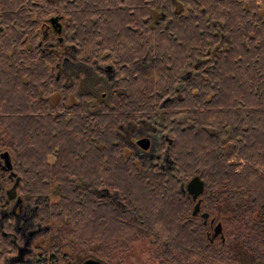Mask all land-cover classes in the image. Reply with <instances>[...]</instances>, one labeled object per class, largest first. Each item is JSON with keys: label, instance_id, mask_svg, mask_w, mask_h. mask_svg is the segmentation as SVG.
Masks as SVG:
<instances>
[{"label": "trees", "instance_id": "trees-1", "mask_svg": "<svg viewBox=\"0 0 264 264\" xmlns=\"http://www.w3.org/2000/svg\"><path fill=\"white\" fill-rule=\"evenodd\" d=\"M60 5L0 0V155L43 229L29 264H124L141 241L150 264H264V0H64V41L112 68L98 110L93 94L52 101L62 44L44 36ZM148 123L169 141L142 160L122 128ZM13 185L0 167V216ZM13 221L0 264L18 250Z\"/></svg>", "mask_w": 264, "mask_h": 264}, {"label": "flooded vegetation", "instance_id": "flooded-vegetation-1", "mask_svg": "<svg viewBox=\"0 0 264 264\" xmlns=\"http://www.w3.org/2000/svg\"><path fill=\"white\" fill-rule=\"evenodd\" d=\"M59 4H61L60 12L58 14L52 15L49 19L48 22L45 25V38L48 37V32L50 30H53L56 33V38L59 39V43L62 44L60 48H58V63L57 67V81L59 87L61 89L56 92L52 96V101L54 100V104L58 105L59 103L63 104H74L77 103V99L81 95H92L91 99V104L92 106H99L101 103H103L109 95V82L112 80L111 74H112V69L110 67H96L92 64H89L88 61L84 60V58H80L79 56H76L75 54L78 52L76 49L75 45L72 43H66L64 41V32L67 29L72 30L73 28L69 25V21L66 11L63 10V5H64V0H59ZM53 17H57V21L52 23L51 19ZM138 28V27H137ZM42 44V43H40ZM44 46V49H55L54 43H45L42 44ZM92 66H94L96 69L93 68V70H98L96 73V81L90 86L87 85L91 84L94 80L93 72H92ZM100 82V84H99ZM105 82L109 85L108 89H105L104 92L102 93H97V90L105 85ZM76 85L77 90L76 92L74 91H68L73 88V86ZM149 138L150 139V147H152V155L151 158L157 157L158 151H159V146H154L152 143V134L150 132H146L145 136L143 138ZM154 147V148H153ZM18 195V194H17ZM22 199V198H21ZM9 202V200H8ZM7 202V205L2 209V215L0 216V223L1 226H3L4 220L13 217V222L14 223V232L10 233L12 240L14 243L17 245V253L10 256L7 258L2 264H29L31 263V254L33 253V247H32V242L40 232H42L41 227H37L36 224L34 223V213L33 210H28L29 205L26 206L27 210H25L24 214H21L16 211V208L22 211L23 206L18 205L15 203V205L12 208V211L10 214L5 215L6 212H4V209H7L9 207V204ZM22 203V202H21ZM19 203V204H21ZM218 222L215 220H211V229H212V236L214 232V227L216 226ZM35 227L37 229H35ZM22 230L23 233L18 235L19 231ZM30 242V245L28 247H24L25 243ZM19 249L22 250V252L25 253L24 257L22 258V262L15 263V257L19 252ZM15 258V259H14ZM91 258L88 257L85 260L78 259L76 261V264H83L84 261L87 259ZM21 259V258H18Z\"/></svg>", "mask_w": 264, "mask_h": 264}, {"label": "rangeland", "instance_id": "rangeland-1", "mask_svg": "<svg viewBox=\"0 0 264 264\" xmlns=\"http://www.w3.org/2000/svg\"><path fill=\"white\" fill-rule=\"evenodd\" d=\"M93 68L94 69H96V68L94 66H92V72H93L94 80L91 79L93 82L91 84L87 83L88 86L92 85L94 83V81H96V77H98V76H96V73L98 70H93ZM56 74H57V71H56ZM111 78L113 79V74H111ZM108 86L109 85L105 82V85L103 87L99 88L97 90V93L100 94V93L104 92L105 89H108ZM53 102H54V100H53ZM93 109L98 110L99 106L95 105V106H93ZM151 124L152 123H150L149 125H138V126L127 125V126L122 128L123 138L130 145V147L137 152V154L140 156V158L142 160H150V157L152 155V153H151L152 147L145 150L137 144V141L145 136L146 131L150 132L152 134V139H151L152 143L154 144V146H157V148L160 145V143H165L167 145L168 141H169L167 133L161 131L159 128L155 129L156 127L155 128L152 127ZM165 156L167 157V155H165ZM165 156L160 161V163L162 164L163 167H167L168 165H170V162L165 159ZM4 164H5V162H4L3 158L0 156V167H2V169H3ZM6 172L10 173L9 171H6ZM13 182L15 183L14 179H13ZM10 188H12V186ZM17 191H18V187H17ZM19 198H22V197H19ZM15 203H16L15 199L10 200L8 202L9 207L7 209H4V212H6L5 215H8L11 213L12 208L15 205ZM18 205L23 206L22 211L19 210V207H18V209L16 208V211L18 210V212L21 214H24L25 210H27V208H26L27 205H29V208H28L29 211L36 208L35 206H31L30 204H28L24 199H22V203L21 204L18 203ZM35 229H37V228L35 227ZM22 233H23V231L20 230L18 235H20ZM91 258H94V257H91ZM150 262L151 261H150V257H149V253H148V242L141 241V242H138L135 245H133V248L129 252L128 258L124 264H150Z\"/></svg>", "mask_w": 264, "mask_h": 264}, {"label": "water", "instance_id": "water-1", "mask_svg": "<svg viewBox=\"0 0 264 264\" xmlns=\"http://www.w3.org/2000/svg\"><path fill=\"white\" fill-rule=\"evenodd\" d=\"M57 17H53L51 19L52 23L54 24L55 21H57ZM150 139L149 138H141L137 141V144L139 146H141V148L147 150L150 147ZM5 164L3 166V169L5 171H9L10 172V178H13L15 180L14 185L12 186V188H10L8 190V200H16V203H20L22 202V199L18 197L17 195V187L20 184V177H18L16 175V173L13 171V166H12V161H11V156L8 152H2L0 155ZM205 189V185H204V181L200 178V177H194L192 178L188 184L186 185L185 191L188 192L195 201H198L195 205V209H194V215H196L199 211H200V195L204 192ZM3 217V215H2ZM5 217V216H4ZM204 217L206 218V220L208 219V214H204ZM213 222V220H212ZM213 239L217 238V237H224L223 234V226L221 222H218L216 224V226L214 227V232H213ZM30 245V242L25 243L24 247H28ZM25 253L22 252L21 249H19L18 254L16 255V259H15V263L18 262H22V258L24 257ZM21 258V259H18ZM83 264H106L104 261L100 260V259H96V258H89L86 261H84Z\"/></svg>", "mask_w": 264, "mask_h": 264}, {"label": "bare ground", "instance_id": "bare-ground-1", "mask_svg": "<svg viewBox=\"0 0 264 264\" xmlns=\"http://www.w3.org/2000/svg\"><path fill=\"white\" fill-rule=\"evenodd\" d=\"M195 201V200H194Z\"/></svg>", "mask_w": 264, "mask_h": 264}]
</instances>
